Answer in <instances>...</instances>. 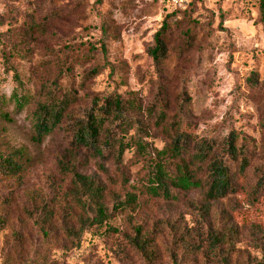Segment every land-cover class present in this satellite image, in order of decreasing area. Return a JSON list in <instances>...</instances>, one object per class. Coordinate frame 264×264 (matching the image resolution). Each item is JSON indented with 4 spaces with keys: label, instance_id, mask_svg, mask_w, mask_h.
<instances>
[{
    "label": "rangeland",
    "instance_id": "374dc122",
    "mask_svg": "<svg viewBox=\"0 0 264 264\" xmlns=\"http://www.w3.org/2000/svg\"><path fill=\"white\" fill-rule=\"evenodd\" d=\"M165 25L167 54L156 66L148 51ZM94 67L102 68L101 75L82 83ZM17 87L32 97L24 109L11 100ZM62 91H71L75 113L76 106H90L93 96L118 93L166 114L161 128L157 116L139 115L148 132L146 160L128 152L123 164L108 163L102 170L89 155H78L77 171L106 186L111 218L85 234L76 250L57 232L44 240L36 226L41 202L67 188L57 159L70 147V134L65 124L39 139L32 114L39 100L54 92L61 97ZM0 98L8 114L0 118V154L25 155L20 177L0 176V264H147L128 243L136 229L154 252L153 264L261 260L264 191L254 193L257 176L264 174V28L258 0L194 3L168 16L160 0H0ZM177 125L193 142L221 146L228 136H238L251 167L237 194L209 202L201 191L173 190L177 201L148 193L149 162ZM129 195L135 196L134 206L125 205ZM116 204L123 209H114ZM220 235L227 240L216 256L209 245Z\"/></svg>",
    "mask_w": 264,
    "mask_h": 264
},
{
    "label": "trees",
    "instance_id": "16d2710c",
    "mask_svg": "<svg viewBox=\"0 0 264 264\" xmlns=\"http://www.w3.org/2000/svg\"><path fill=\"white\" fill-rule=\"evenodd\" d=\"M259 1V16L264 28V0ZM194 1L184 10L166 13L174 15L186 11ZM205 4V3H204ZM164 12V11H163ZM167 26L155 37L154 46L148 51L153 63L160 66L167 54L164 33ZM105 54V47L102 48ZM102 73V68L94 67L87 72L82 83L93 80ZM60 79L64 77L63 70ZM17 81L21 83L18 74ZM14 89L11 100L17 109H24L32 97ZM7 103L0 98V118H8L4 111ZM77 105V100H76ZM74 97L71 91H62L61 97L56 93L46 95L39 100L32 114L35 132L39 139L49 136L63 125L67 124L70 134V147L57 159V170L61 178L68 181L67 188L60 196L52 200H43L38 209L36 226L41 237L50 241L53 233L59 234L62 241L70 249L76 250L81 245L85 234L92 229H101L111 218L106 203L107 188L94 175H86L77 171L75 161L80 154L89 155L99 169L113 163L121 165L128 152L135 157L146 160L149 154V143L146 141L147 130L143 127L139 115L147 114L156 117V126L164 127L166 114L163 110H145L135 98H124L118 93L96 95L92 97L90 106L77 108L75 113ZM164 109V108H163ZM264 133V116L261 122ZM195 144L193 148L191 145ZM22 151L12 155L0 154V176L4 178H18L24 170ZM231 160L239 165L238 171L232 168ZM146 189L152 197L177 201L173 190L181 192L201 191L209 202L223 200L238 193L240 181L248 179L251 160L248 149L239 144L238 136H228L223 145L218 146L213 141H199L188 137V131L177 125V130L166 142L164 149L149 162ZM264 191V174L257 176L254 193ZM136 204L135 196L129 195L125 202L127 206ZM118 205V206H117ZM6 207V206H2ZM123 209L122 204H116L114 209ZM0 210V224L3 223ZM28 213V210H25ZM136 236L128 238L133 250L139 253L147 264H153L154 252L149 251L146 238L140 229H136ZM226 236L211 238L209 250L218 256V247L224 244ZM262 258L255 264H264V250Z\"/></svg>",
    "mask_w": 264,
    "mask_h": 264
},
{
    "label": "built area",
    "instance_id": "2783aa9c",
    "mask_svg": "<svg viewBox=\"0 0 264 264\" xmlns=\"http://www.w3.org/2000/svg\"><path fill=\"white\" fill-rule=\"evenodd\" d=\"M196 0H160L163 11L166 13L173 12L175 10H184L190 3ZM198 1V0H197ZM207 3H212L213 0H199Z\"/></svg>",
    "mask_w": 264,
    "mask_h": 264
}]
</instances>
